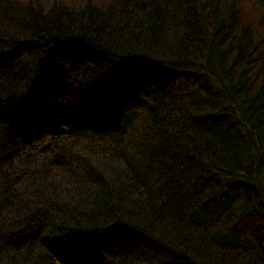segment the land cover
<instances>
[{
    "label": "trees",
    "instance_id": "1",
    "mask_svg": "<svg viewBox=\"0 0 264 264\" xmlns=\"http://www.w3.org/2000/svg\"><path fill=\"white\" fill-rule=\"evenodd\" d=\"M0 264H264V0H0Z\"/></svg>",
    "mask_w": 264,
    "mask_h": 264
}]
</instances>
